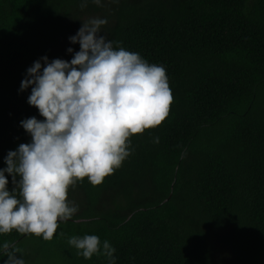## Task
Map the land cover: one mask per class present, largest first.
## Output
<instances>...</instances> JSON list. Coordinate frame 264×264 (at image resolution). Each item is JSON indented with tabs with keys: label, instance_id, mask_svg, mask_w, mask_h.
I'll return each mask as SVG.
<instances>
[{
	"label": "trees",
	"instance_id": "1",
	"mask_svg": "<svg viewBox=\"0 0 264 264\" xmlns=\"http://www.w3.org/2000/svg\"><path fill=\"white\" fill-rule=\"evenodd\" d=\"M92 18L107 19L114 48L166 68L169 114L129 138L101 184L69 188L78 211L51 241L13 230L0 246L25 264H110L67 242L97 235L101 251L105 240L115 248L111 264H264V0H0V168L31 141L20 122L43 119L31 86L20 90L27 69L70 61L80 46L69 37Z\"/></svg>",
	"mask_w": 264,
	"mask_h": 264
},
{
	"label": "clouds",
	"instance_id": "2",
	"mask_svg": "<svg viewBox=\"0 0 264 264\" xmlns=\"http://www.w3.org/2000/svg\"><path fill=\"white\" fill-rule=\"evenodd\" d=\"M88 2L81 0V8ZM91 2L100 6L102 0ZM107 22H83L69 37L80 46L67 49L74 53L70 61L44 56L27 69L20 90L31 86L27 102L43 119L20 122L31 141L10 150L7 166L0 168V234L15 230L51 241L59 223L78 211L68 199L69 188L85 177L93 186L101 184L130 155L129 138L168 116L173 96L166 68L149 64L138 52L114 48L101 34ZM5 173L12 177L11 191ZM17 189L19 198L13 194ZM67 242L85 259L94 254L110 264L115 259V248L105 240L101 251L97 235H74ZM19 252L10 242L0 246L4 264H25Z\"/></svg>",
	"mask_w": 264,
	"mask_h": 264
},
{
	"label": "rangeland",
	"instance_id": "3",
	"mask_svg": "<svg viewBox=\"0 0 264 264\" xmlns=\"http://www.w3.org/2000/svg\"><path fill=\"white\" fill-rule=\"evenodd\" d=\"M226 261L229 262V264H233V263L230 261L228 255L226 256Z\"/></svg>",
	"mask_w": 264,
	"mask_h": 264
}]
</instances>
